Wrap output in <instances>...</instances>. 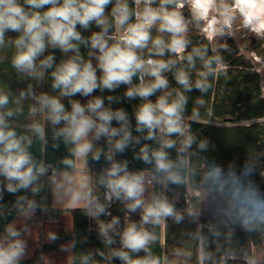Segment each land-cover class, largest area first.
<instances>
[{"label": "clouds", "instance_id": "1", "mask_svg": "<svg viewBox=\"0 0 264 264\" xmlns=\"http://www.w3.org/2000/svg\"><path fill=\"white\" fill-rule=\"evenodd\" d=\"M133 3L135 7L130 8L128 0H115L110 14H106L113 0H23L22 3L21 0H0V47L5 46L7 32L18 33L9 41L15 48L11 64L18 73L42 80L44 70L52 69L54 65L55 57L51 54L39 59L49 47L58 48L62 53H74L51 71V87L59 91L58 96L36 95L31 85L26 92H20L21 98L27 95L36 101L30 106V113L43 114L44 119L54 126L53 139H62L65 145L72 146L70 157L61 161L65 167L61 170L52 168L49 176L51 192L57 202L73 209L82 208L85 215L94 218L101 214L111 215L106 209L114 198L123 203L127 213L140 212L138 222L128 219L119 232L116 226L120 220L116 216L99 224L100 236L106 244L115 243L110 232L120 236L121 247L113 249L110 257H118L122 264H189L193 253L188 250H176L172 260L154 255L151 245L158 237L147 227L151 225L155 229L169 219L181 224L186 217L190 223L197 224L194 232L186 233L196 241V264H229V261L238 259L244 264H262L257 254L243 249L238 252L233 246L237 230L264 238V191L251 179L255 164L245 161L239 171L235 166L225 168L215 160L206 161L199 169L194 166L191 157L207 151L209 141L198 140L191 132V125L185 122L188 97L184 92L193 87L190 74L183 68L175 71V81L184 92L177 90L175 97L170 99L173 93L167 91L169 81L164 73L182 61H187L189 68H195L194 57L199 58L202 68L197 71L194 87L207 93L212 87L208 78L216 77L227 67L218 47L227 51L228 45H213L211 56L208 45L192 47L188 51L190 26L195 27L209 44L231 36L234 26L264 38V0H133ZM186 8L188 16L184 11ZM92 24L100 31L85 39L77 25L88 29ZM110 28L114 31L110 32ZM153 28L158 33L156 36L152 34ZM80 44L89 48V59L85 60L81 55ZM145 50L147 58L142 55ZM166 51L170 54L169 59L153 58L164 57ZM92 57L96 60L95 66ZM97 70L101 73L99 76ZM133 77H138V84H133ZM145 77L150 79L145 80ZM122 84L127 86L126 98L139 97L144 101L135 111L136 130H147L144 138L158 140L159 147L150 150L145 145L136 157L152 165L150 178L143 172H129L127 161L118 163L112 155H106L110 166L97 181L105 189L106 203H101L91 176L82 169L87 167L90 154L92 160H100L101 151L93 149L101 137L107 139L110 149L124 151L133 139L127 113L123 109L106 108L100 96L93 97L86 104L69 99V111L61 98L76 94L88 97L97 89L114 91ZM158 90L163 94L155 102L149 100ZM198 103L202 106L204 101L198 100ZM8 104L9 96L0 92V109ZM13 115L11 109L0 112V177L6 181V184L0 183V201L5 190L16 194L31 189L34 195L37 194L41 190L38 181L52 167L43 160L37 161L29 151L32 140L18 136L9 126L5 117ZM198 115V110L193 109L190 119L195 121ZM113 120L120 126L113 127ZM58 125L62 126L55 127ZM28 127L46 143L42 123L33 122ZM172 137L178 138V146L177 139ZM135 140L139 143L138 137ZM53 146L59 147L57 144ZM173 148L177 152L176 159L166 151ZM153 183L160 185L162 190L148 191V185ZM189 183L197 184L203 204L211 202L214 205L212 217L206 225L200 224L203 209L189 205L180 210L166 194L173 186L184 187ZM38 207L36 200L21 195L8 215L14 211L17 217L28 221ZM2 209L0 204V217L6 218ZM204 227L208 228L207 234L203 232ZM27 230L26 223L22 229L15 221L5 225L0 233V264H21L27 257L28 245L23 238ZM48 239L55 241L58 236L49 233ZM213 245L214 250H210ZM140 252L145 255L139 256ZM98 254L104 255L103 252ZM90 260V253L81 256L82 264H89Z\"/></svg>", "mask_w": 264, "mask_h": 264}, {"label": "trees", "instance_id": "2", "mask_svg": "<svg viewBox=\"0 0 264 264\" xmlns=\"http://www.w3.org/2000/svg\"><path fill=\"white\" fill-rule=\"evenodd\" d=\"M115 0H113V4H110L106 9V14H110L111 8L113 7ZM130 8H134L133 0H128ZM43 11V10H41ZM134 21V17H133ZM77 30L81 33V35L87 39L90 37L88 30H82V28L77 25ZM110 32H113L114 29L110 28ZM188 37L191 40L190 45L188 46V51H191L192 47H199L203 46L200 36L198 33H188ZM209 47V46H208ZM229 47V45H228ZM80 53L85 58L88 59V52L89 48L85 47L83 44L79 45ZM230 48H234L233 46ZM147 50H145L142 55L147 58ZM229 50L225 51L222 50L223 60L229 59ZM53 55L55 57L54 65L52 69L44 70L45 75L43 79H33L31 77L24 78V82L19 88L17 94L19 97V101L15 104L11 102L8 104L4 109H0V112H5L11 109L14 113L11 117H5L9 126L13 128L18 136H27L32 140V146L29 151L33 154L34 158L37 161L43 160L45 164H52L57 169H63L65 166L61 163L62 159L65 157H70V148L71 145H65L61 140H54L53 139V130L54 126H52L48 121L42 118V114L37 112V114L32 115L30 113V106L35 105L34 102L31 101V96H27L25 98L20 97V92L25 91L28 89L29 85L32 87V91L39 95L40 93H47L49 95L58 94V90H53L51 87L52 78H51V71L54 70L55 65L59 64L61 61L68 58L66 53H62L58 48H48L45 53L44 57L47 55ZM209 56L213 55L211 48L209 47ZM153 58H162V59H169L170 54L166 51L164 57H153ZM196 65L195 68H189L187 61L178 62L172 70L166 72V77L169 81V87L167 91H171L173 93V97H175V92L177 90L184 92L183 88L178 85L174 78V73L178 69L183 68L184 70L189 72V78L193 84L191 91L184 92V94L188 97L187 99V106L185 114L192 116L193 109H197L199 112L198 116H202L203 118H222L223 120L227 121H234L237 122L241 119H250L253 117H260L264 116L263 105L260 98V86H259V76L255 71H251L252 65L250 63H246L244 65V69L238 68L237 61H233L234 69L223 70L219 72V74L214 77H209V82L211 83L212 87L208 90L207 93H201L194 87L195 81L198 78L196 75V71L202 67L201 61L199 58H195ZM101 73L97 70V75L99 76ZM139 79L138 77H133V84H138ZM231 89V94L236 92L238 97L234 99V101L229 104L225 103L226 99H229L228 96L225 95V92ZM126 85H120L119 88L115 89L114 91H109L104 89L103 91L97 89L95 90L90 99L96 96H100L104 100V106L106 108H111L112 110L123 109L128 116L129 121V129L131 132V137L127 147L124 149L122 153L116 152L113 149V159L118 163H123L127 161V170L129 172H142L143 170H152L151 164H145L141 159H137L136 157L140 153V148L147 145L149 149H156L159 147L158 140H146L144 137L147 135V130L143 132H138L136 130V120H135V111L138 108L139 104L143 103L139 97L128 99L125 97L124 93L126 91ZM213 89L215 90L216 96L219 98L220 102L218 101L216 104L212 105L211 108V94ZM234 90V91H233ZM161 95V90H158L155 95L150 96L148 99L152 102ZM242 95V97H239ZM81 96L76 94L75 96L69 98L73 100H79L82 104H86L87 102L81 101ZM112 97L111 100L108 98ZM86 99L88 97H85ZM68 102H64L65 108L67 110H71V105ZM198 100H203L204 103L201 106L198 103ZM241 103L240 106L238 104ZM230 106V107H228ZM229 108V110H228ZM212 113V116H210ZM226 114H230L231 117H226ZM33 122L42 123L45 127L46 132V143L41 141L38 136H36L30 128L28 127ZM113 127H119L120 125L116 120L112 122ZM191 125V132L193 135L197 137L198 140L206 139L209 141L213 137H216L219 133V139L216 149H211L208 145L207 151L199 152L198 158L199 161L197 164L200 163V160L203 159V164L209 160H215L217 163L222 164L224 167L226 166H235L237 171H239L240 167H242L243 162L251 161L255 164V174L251 177L252 180L255 181L257 186L264 191V177L260 176V168L259 162L256 158L257 152L260 150L261 145L258 144L261 141L262 132L264 131V123H253L250 125H235L224 127L223 129H217V127H210L207 122H199V121H189ZM62 125H58L55 127H61ZM217 130V131H215ZM139 138V143L136 142L135 138ZM119 137H117L118 139ZM173 139H177V146L179 145V140L176 137H172ZM105 137H101L99 141L95 142L93 151H101L100 160L91 161V154L88 158V163L92 167V173H94V189L97 191L99 200L101 203H106L104 199V188L97 183L99 177L103 174L105 168L109 167V161L106 159L107 155V145L105 143ZM57 144L59 147H54L53 145ZM195 148V146H194ZM170 153L172 159H176L177 152L176 149H167ZM151 154V153H149ZM199 165H197L198 167ZM92 176V175H91ZM199 177H197L198 180ZM0 183L6 184L3 177H0ZM196 184V183H190ZM188 185V184H187ZM187 185L184 187H175L173 186L171 192V196L169 197L172 200L175 194H183L187 188ZM27 196L29 199L37 200L40 197V194H33L31 189L29 190H21L16 194L8 193L6 190L3 193V200L0 201V204L3 205V211L6 215V218L0 217V233H3L5 225L11 220V218L15 215V212L12 211L11 215H8V212L11 211L12 205L14 204L16 198L18 196ZM193 205L198 206L196 203V199H193ZM40 204V203H38ZM177 207L183 205V202L175 203ZM67 209L64 208H54L51 206L43 207L41 209H36L35 215L31 220L26 221L27 228L29 229L30 225L41 221V220H57L59 217L66 211ZM108 208L106 209V211ZM73 213V228L71 231L66 232L62 229H59L56 232L58 239L52 241L49 244H45L42 248H38L31 259L21 261V264H31L36 262L41 257V252L53 249L59 250L62 244L67 241L71 240L73 244V262L72 264H82L81 256L91 254V260L89 264H92L93 261L96 264H107L108 255L107 249L108 244L104 242L103 237L100 236L99 227H97L96 223H94L93 218L91 216L85 215V211L82 208H75L72 210ZM134 214V213H132ZM98 218L99 220L105 221L106 217L105 214H101L95 219ZM211 219V218H210ZM209 219V220H210ZM24 224L17 226L18 228H23ZM98 224V223H97ZM172 224H170L171 226ZM183 227V228H181ZM171 232L173 240L177 243L186 242V240H190L191 238L186 235L187 232H194L195 224H191L189 226H181L176 224L175 227ZM181 228V229H180ZM204 233H208V228L204 229ZM25 234V233H24ZM113 238V236H112ZM255 241L256 243L260 242V237L258 234H245L239 230L236 231L233 246L239 252L241 249L248 251L250 253V246L247 245L244 248V241L247 243ZM221 242L223 243V238H221ZM194 243L196 241L194 240ZM182 244V243H181ZM93 249H92V247ZM210 250H214V245ZM151 251L154 255L161 257V249L155 243L151 247ZM191 251V250H190ZM193 251V250H192ZM103 252V257L100 256L98 253ZM139 256H144V252H140ZM219 254H217L218 256ZM196 263V262H195ZM194 263V264H195ZM122 264V261H121ZM229 264H244L243 260H235L229 261Z\"/></svg>", "mask_w": 264, "mask_h": 264}, {"label": "rangeland", "instance_id": "3", "mask_svg": "<svg viewBox=\"0 0 264 264\" xmlns=\"http://www.w3.org/2000/svg\"><path fill=\"white\" fill-rule=\"evenodd\" d=\"M23 2V0H21V3ZM154 7L156 5H153ZM135 7V5H134ZM185 15L188 16L190 15L188 12V9L186 8L185 10ZM82 30H88L89 35L91 36V34L93 32H98L100 31V28L97 27L95 24L90 25V27L88 29H83ZM189 33H198L197 30L195 29V27L190 26V31ZM152 34L153 36H156L158 33L156 32V29L153 28L152 30ZM199 34V33H198ZM247 35H249V40L247 39ZM18 36V33H14V32H7L6 33V43L5 46L0 47V92H3L4 94H7L9 96V104H11V102L13 104H15L17 101H19V97H18V90L21 87V85L24 82V78L25 75L22 73H18L16 71V69L13 68L12 64H11V60H12V56L14 55L15 52V48L14 46L9 43L10 40H14L16 37ZM200 39L203 45H208L210 48H212L213 45L215 46H219L220 44H227L229 45L228 50H229V59L227 60H223V64L226 65V70L229 69H234L236 67L232 66V63H234L233 61H237V64L239 65L237 69L243 68L244 69V65L246 63H250L253 66V69L251 71H255L259 77H260V82H261V92L264 95V38H259L257 36H255L253 33L238 28L236 26H234L233 29V33L231 36L225 37V38H221V39H217L216 41L213 42V44H209V42L202 36L200 35ZM253 37H255L257 43L253 42ZM164 38L167 40L168 36L167 34H165ZM232 39V40H231ZM234 47V48H230V47ZM50 48V47H49ZM222 50L223 49H219L218 47V52L219 55L222 57ZM147 53V51H146ZM166 53V52H165ZM67 56H72L74 55V53H66ZM44 58V54L39 58V59H43ZM89 59V57H88ZM92 62L94 64V66L96 65V60L94 57H92ZM37 63H39V60L37 61ZM164 75L166 76V73H164ZM197 75V72H196ZM216 78V77H214ZM149 77H145V80H149ZM209 79V78H208ZM191 81V80H190ZM228 89V87H226ZM231 89H228L225 92V95L229 97V99L225 100L226 104H229L230 106L232 105L231 103L234 101V99L236 97H238V94H236V92H233L231 94L230 92ZM234 91V90H233ZM163 94V91L161 90V95ZM58 94H54L53 96H58ZM239 97H242V95H240ZM69 98H61L62 103L64 102H68ZM81 101L83 102H87L88 100H90V96H88V98L86 99L85 97H81L80 98ZM31 101L34 102V104L36 103V101L34 99H32L31 97ZM228 106V107H230ZM190 115H185V122L189 123V121H192L190 119ZM226 117H231L230 114H226ZM42 118L43 114H42ZM212 120L207 121V123L210 125V127H217V129H223L224 127H229V126H235V125H250L253 123H264V116H260V117H253L250 119H241L237 122L234 121H227V120H223L222 118H211ZM195 121H199L198 118H196ZM217 131V130H215ZM261 141L258 143L261 145L260 150L257 152L256 154V158L258 160H261L259 162V166H261L260 168V176L264 177V131L262 132V136H261ZM218 139H219V133L217 134L216 137H213L210 139V144L209 147L211 149H216L217 148V144H218ZM105 143L107 145V155H112L114 154L113 149H110V145L107 143V139L105 138ZM167 150V149H166ZM191 161L192 164L194 166L197 167V165H199L197 168L199 169L200 166L203 164V159L200 160V163H198L199 158H198V154L194 155L191 157ZM110 163V162H109ZM110 166V164H109ZM229 166H226L225 168H227ZM61 170V169H58ZM83 171H85L88 175H92V183L93 185L95 184V180H94V173H92V167L90 166V164H87L86 168L82 169ZM145 175V177L150 178L151 174H152V170H143L142 171ZM199 179V178H198ZM38 186L41 187V190L38 192V194H41L43 197V205L44 207H54V208H66L69 210H73V208L67 207L66 204L64 203H60L57 202L56 198L53 196L52 192H51V185L49 182V176H43L40 178V180L38 181ZM161 191V187L158 184H152V185H148V191ZM199 188L197 186V184H188L187 188L185 190V192L183 194H175L172 198V201H174L175 203H180L183 202L184 204L177 207L180 210H183L185 208H187L189 205L194 206L193 205V199H196V203L198 204V206H194V207H198L201 208L200 205V199L198 196L199 193ZM97 194V191H95ZM105 192V189H104ZM168 195V197L171 196V192L168 191L166 193ZM98 195V194H97ZM148 192L145 193V196L147 197ZM204 210V209H203ZM107 212L111 213V215H105L106 219L105 221L99 220L98 218H93L94 223H96L97 227H99L100 222H104L107 223L109 221H111L113 216H116L119 218L120 223L119 225H117L116 227L120 226L121 230L123 229V227L126 224V221L128 219L132 220V217H134V215H136L138 217V220L140 219V212H134V214L132 213H127L126 209L124 208L123 203H121L118 200H115V198L113 199V201L111 202L110 207H108ZM210 218H207V213L204 210V215L201 217L200 219V224L202 225H206L208 223ZM68 216H64L62 218V223L59 226V229H69L70 227V223L68 225ZM98 223V224H97ZM170 224H172L170 226ZM189 226L191 224H195V223H190L189 220L185 219V221L179 225L181 226H185L188 225ZM176 223H174L171 219H169L166 222V244L164 242V234L162 235V239H161V249L163 251V256L168 257L169 260L174 259V253L176 250L178 249H182V250H188V251H194V253H196V243H194V240L191 238L190 240H186V242H181V243H177L176 241L173 240L172 234L170 231H172L174 228H172V226L175 227ZM161 229L164 228V225H160ZM183 228V227H181ZM180 228V229H181ZM197 228V224H195V229ZM207 227L203 228V232L204 229H206ZM117 232L118 229L116 228ZM54 231V229H53ZM50 233H53L52 231ZM109 235L111 236H118L116 233L110 232ZM260 237V242L256 243L254 240L252 242L247 243V241H244V248L249 245L250 246V253H255L258 256H260L261 258V262L262 264H264V238ZM120 238V237H119ZM92 247V246H91ZM93 249V247H92ZM107 255L108 257H110V253H111V245H108V249H107ZM53 260V259H52ZM51 258L48 257V259H46L47 263H51ZM195 260V257L192 259ZM59 262L60 264H70V256L67 257V253L64 252L62 257L60 256L59 258ZM194 262V261H193ZM196 262V261H195ZM107 264H114L111 261V257L108 258Z\"/></svg>", "mask_w": 264, "mask_h": 264}, {"label": "crops", "instance_id": "4", "mask_svg": "<svg viewBox=\"0 0 264 264\" xmlns=\"http://www.w3.org/2000/svg\"><path fill=\"white\" fill-rule=\"evenodd\" d=\"M36 202L40 203L38 205H40L41 208L44 207L43 197L41 194H40V197L37 198ZM65 215L68 216L67 223L68 225L70 223V227L69 229H63V230L66 232H69L73 228V213L69 209H67L57 220H53V221L41 220V221L35 222L30 225L29 229L27 230V232L24 234V237H23L27 241V245H28V255L23 261L31 259L34 256L38 248H42L45 244H49L52 242V241H49L48 234L51 231L56 234V232L59 230V226L62 223V218ZM13 221L16 222L17 226H20L26 222L22 218L17 217L16 213L8 223L13 222ZM62 248L66 250L62 251L61 250ZM64 252L67 253V257L70 256V264H72L73 244L71 240L65 241L59 250L48 249V250L42 251L40 259L31 264H60L59 258L60 256L62 257ZM48 257L51 258V260L53 259L51 263H47L46 259H48Z\"/></svg>", "mask_w": 264, "mask_h": 264}, {"label": "flooded vegetation", "instance_id": "5", "mask_svg": "<svg viewBox=\"0 0 264 264\" xmlns=\"http://www.w3.org/2000/svg\"><path fill=\"white\" fill-rule=\"evenodd\" d=\"M247 39L249 40V35H247ZM232 40V39H231ZM253 42H255V43H257V41H256V39H255V37H253ZM233 66V65H232ZM239 66V65H238ZM244 67V66H243ZM202 68V67H201ZM200 68V69H201ZM200 69H198V70H200ZM252 69H253V67H252ZM251 69V70H252ZM197 70V71H198ZM196 71V72H197ZM259 76V75H258ZM259 86H260V98H261V101H262V107H263V111H264V95L262 94V92H261V82H260V77H259ZM220 96H219V98L216 96V93H215V90L213 89V91H212V94H211V108L213 107L212 105H214V104H216L218 101L220 102ZM241 105V103H239L238 104V106H240ZM228 110H229V108H228ZM185 115H188V114H185ZM210 116H212V113H210ZM198 119H199V122H201V123H203V122H207V121H209V120H212L211 118H209V117H207V118H203L202 116H198L197 117ZM132 221H136V222H138L139 220H138V217L136 216V215H134V217H132ZM150 230H154L155 232H156V234H157V237H158V239H157V241L155 242L159 247H160V249H161V244H162V242H161V239H162V235L164 234V242H165V244H166V224H164V228L163 229H161V226H157L155 229H152V226L151 225H148L147 226ZM117 229H118V232L119 231H122L120 228V226H118V227H116ZM120 236L118 235V238H119ZM119 241H120V238H119ZM154 243V244H155ZM154 244H152L151 245V247L154 245ZM120 247H121V244H120ZM192 253H193V256H192V258H191V261L189 262V264H194L195 263V261H196V253H194V251H191ZM161 257L163 258L164 256H163V251H162V249H161ZM195 257V260H192L193 258ZM194 261V262H193ZM196 264V263H195Z\"/></svg>", "mask_w": 264, "mask_h": 264}, {"label": "water", "instance_id": "6", "mask_svg": "<svg viewBox=\"0 0 264 264\" xmlns=\"http://www.w3.org/2000/svg\"><path fill=\"white\" fill-rule=\"evenodd\" d=\"M91 161H95V160H92V158H91ZM200 205L206 211L207 218H211L212 217V212H213V209H214V205L211 202H209L207 204H203L201 201H200ZM38 208L40 209L41 206L38 207ZM113 239H114L115 243L111 244V251L113 249H119L120 248V241H119L118 236L114 235ZM111 261L114 264H121V260L118 257H115V256H111Z\"/></svg>", "mask_w": 264, "mask_h": 264}, {"label": "built area", "instance_id": "7", "mask_svg": "<svg viewBox=\"0 0 264 264\" xmlns=\"http://www.w3.org/2000/svg\"><path fill=\"white\" fill-rule=\"evenodd\" d=\"M46 165H51L52 167L49 169V173L45 176H50L51 175V171H52V168H55L52 164H46ZM57 169V168H55ZM58 170V169H57Z\"/></svg>", "mask_w": 264, "mask_h": 264}]
</instances>
